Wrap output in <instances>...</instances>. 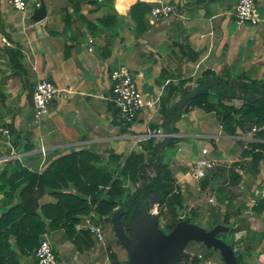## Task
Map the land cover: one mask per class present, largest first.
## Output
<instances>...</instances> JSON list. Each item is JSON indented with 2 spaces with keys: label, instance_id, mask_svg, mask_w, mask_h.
Wrapping results in <instances>:
<instances>
[{
  "label": "crops",
  "instance_id": "0c3cea01",
  "mask_svg": "<svg viewBox=\"0 0 264 264\" xmlns=\"http://www.w3.org/2000/svg\"><path fill=\"white\" fill-rule=\"evenodd\" d=\"M44 1L47 16L35 22L33 12L23 15L10 0H0V128L13 125L19 135L18 146L0 136V176L14 160L41 175L54 161L74 152L96 155L99 166L107 165L112 155L121 164L134 152L149 156L148 141L160 146L163 138L146 136L154 130L166 131V115L183 99L184 89L192 94L205 74L232 82L264 80V21L239 27L236 0H115L112 8L105 0ZM138 2L152 8L172 3L178 14L167 23L149 13L147 29L140 33L130 18ZM256 2L264 20V0ZM4 38L10 45L3 43ZM10 51L22 53L20 65L10 59ZM120 67L135 76L146 97L159 99L131 125L122 121L111 101L110 77ZM41 80L64 92L49 115L37 121L33 93ZM166 95L171 98L163 106ZM208 99L216 104L221 100L216 91ZM224 103L239 107L242 101ZM186 106L181 117L170 122L176 143L168 147V142L160 157L168 164L178 202H183L176 206L178 215L190 214L197 224H228L229 245H234L244 264H264V127L237 126L233 134L223 126L219 108ZM28 145L31 150L26 149ZM204 148L216 165L197 180L190 169ZM72 190L69 185L65 191ZM5 198L0 191V218L18 204V191ZM57 201L45 194L39 204ZM86 216H81L73 232L49 228L41 236L51 240L60 264H124V252L128 261L120 243L99 242L81 228ZM16 239L3 236L2 253L11 250L10 256L18 257L20 264H38L35 255L19 253ZM202 256L200 264H214L212 253Z\"/></svg>",
  "mask_w": 264,
  "mask_h": 264
},
{
  "label": "trees",
  "instance_id": "16d2710c",
  "mask_svg": "<svg viewBox=\"0 0 264 264\" xmlns=\"http://www.w3.org/2000/svg\"><path fill=\"white\" fill-rule=\"evenodd\" d=\"M105 1L111 6L115 0ZM151 11V5L144 2H138L132 7L130 18L136 24L138 32L142 33L147 29L145 20ZM10 52L13 53L10 59L20 65L23 59L22 53ZM211 78L212 75L205 74L204 77L198 79V87L206 84ZM192 82V80L185 81L182 85ZM169 88L171 89V86ZM228 88L235 90L233 97L225 92ZM237 90H240V93ZM211 91H216L221 99L217 104L209 102L208 95ZM190 94L191 91L184 89L182 97L185 98ZM170 98L168 95L162 98L163 106L170 101ZM235 99H241L242 104L239 107L235 104L224 103V101L234 102ZM190 106H203L209 111H216L219 108L223 126L229 130L231 128L230 133L233 134L237 126L246 129L247 124H250L252 127L262 128L264 127V80L253 78L245 82L224 80V85H217L205 92H200L188 103L186 109ZM7 127L11 132L12 145L18 146L19 135L16 128L13 125H7ZM148 142L151 145L149 156L144 152H134L124 164L120 163L118 156L112 155L107 165L99 166V158L88 152L64 155L54 161L51 167L41 175L29 171L18 160L7 164L0 176V191L5 194L6 198L16 195L18 191L19 202L3 212L0 218V264H20V261H17L18 257L10 256L11 250H8L6 254L2 253L3 236L15 235L19 253L33 256L40 245L41 236L47 229L65 228L73 232L81 216H88L92 212L96 213L97 222L101 223L102 219L110 217L130 198L134 205L142 203L148 206L149 199L156 190L160 193V215L164 211L163 208L167 206L168 213L173 220V228L180 219L197 224L189 216L190 214L178 215L176 206H182L183 202L182 199L178 202L180 196L174 194V182L169 175L168 164L162 157L159 166L156 167L154 159L157 156L159 145H155L152 139ZM175 143L176 140L171 138L168 147ZM26 149L31 150L32 145H28ZM128 184H131L133 188ZM69 185L74 188L72 192L65 191ZM33 192L34 195L38 193L36 196H29ZM45 194L55 196L58 201L55 204L40 206L39 199ZM130 213L131 211L123 217L125 223ZM222 224L229 226L224 222ZM209 226L206 228L211 230L216 225L209 224ZM231 233L232 231L225 234L227 238L224 241L228 244L231 241V238H228ZM221 236L222 234L218 235L219 238ZM231 246L234 248V245ZM237 259L239 264H244L240 256L237 255ZM188 264H200V259L194 256Z\"/></svg>",
  "mask_w": 264,
  "mask_h": 264
},
{
  "label": "water",
  "instance_id": "95a60500",
  "mask_svg": "<svg viewBox=\"0 0 264 264\" xmlns=\"http://www.w3.org/2000/svg\"><path fill=\"white\" fill-rule=\"evenodd\" d=\"M46 16L47 7L45 1L42 0L41 6L34 10L32 20L40 22ZM217 85H224V80L212 77L206 84L199 86L196 91L172 107L165 122L166 135L158 147L155 158L156 167L159 166L162 150L166 148L172 136L170 122L177 121L185 106L200 92H205ZM225 92L231 97L235 95L233 88L225 89ZM176 109L179 111L174 113ZM131 201L132 198L128 199L110 217L101 220L103 223L113 225L120 244L128 253L129 259L126 264H179L184 260L188 261L193 257L192 254L186 252L191 242L202 244L220 253L224 264H239L235 249L218 237L219 234L228 232L230 227L220 224L209 230L199 224L180 219L169 233H165L159 228L158 216L152 213L154 207L160 204L158 190L150 197L148 206L142 203L134 205ZM129 211L131 213L125 223L123 217Z\"/></svg>",
  "mask_w": 264,
  "mask_h": 264
},
{
  "label": "built area",
  "instance_id": "2783aa9c",
  "mask_svg": "<svg viewBox=\"0 0 264 264\" xmlns=\"http://www.w3.org/2000/svg\"><path fill=\"white\" fill-rule=\"evenodd\" d=\"M10 3L16 11L23 15H27L30 12H34L36 8H39L42 4V0H10ZM177 14L178 9L172 3H161L153 7L151 11L153 19L167 23ZM234 15L239 27L244 25L256 26L264 21L260 17L256 0H236ZM3 43L10 45L6 38L3 39ZM110 78L112 83L111 101L118 108L120 117L125 124H133L143 109L154 108L156 104L159 103V99H150L140 91L135 76L126 67H120L114 70ZM61 92L64 91L60 90L49 80H41L35 85L33 103L37 121H41L49 115L51 106L60 96ZM256 130V128L253 129V131ZM165 135L166 133L162 130H154L149 132L146 138L149 139L153 136L164 138ZM0 136L10 139V129L1 127ZM256 151L259 150L256 149ZM209 154V150L204 148L202 150V155L197 158L192 165L190 174L195 179H202L206 171L212 169L216 165V160L207 158ZM210 201L212 202L213 200L211 199ZM152 213L156 216L160 215L159 205L154 207ZM81 228L88 231V233L99 242H104L105 237L103 228L97 222V215L95 212H92L83 219ZM35 256L38 260V264H60L54 246L48 237L41 239ZM199 258L202 259L203 256L200 255Z\"/></svg>",
  "mask_w": 264,
  "mask_h": 264
},
{
  "label": "rangeland",
  "instance_id": "374dc122",
  "mask_svg": "<svg viewBox=\"0 0 264 264\" xmlns=\"http://www.w3.org/2000/svg\"><path fill=\"white\" fill-rule=\"evenodd\" d=\"M238 93H240V90L238 91ZM8 139V138H7ZM11 139V138H10ZM8 139V140H10ZM158 221H159V228L164 231L165 233H169L172 229H173V220L172 218L170 217V214L168 213V210L166 211H163V213L158 217ZM199 224L203 227H210L208 224H204V223H201V221H198ZM99 225L103 228V233H104V236H105V239L108 241L109 239H112L114 242L117 243V245H120L119 244V240H118V237L113 229V225L111 223H103L101 222V224L99 223ZM222 236H221V239L222 240H225V234H227L226 232L224 233H221ZM229 238V237H228ZM226 242V241H225ZM121 247H123L122 245H120ZM119 246V247H120ZM124 248V247H123ZM123 248L122 251H123ZM125 249V248H124ZM126 250V249H125ZM186 252L187 253H190L194 256H197L199 258L200 254H209V253H212L213 254V262L214 264H218V262L220 261L221 264H224L222 262V259H221V255L218 254L217 252H214L213 250H210L208 249L206 246L202 245V244H199V243H196V242H191L189 243V245L187 246L186 248ZM82 255H85L86 252H80ZM216 256V257H215ZM192 257V258H193ZM200 259V258H199ZM211 260V258H209ZM127 254H125L124 252V264L127 263ZM201 260V259H200ZM191 259L189 261H182L181 263L179 264H188V262H190Z\"/></svg>",
  "mask_w": 264,
  "mask_h": 264
}]
</instances>
